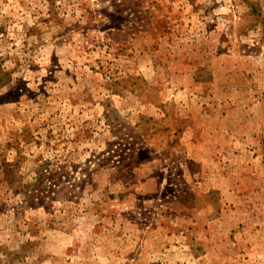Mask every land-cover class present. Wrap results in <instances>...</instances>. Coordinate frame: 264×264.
<instances>
[{
	"label": "rangeland",
	"instance_id": "374dc122",
	"mask_svg": "<svg viewBox=\"0 0 264 264\" xmlns=\"http://www.w3.org/2000/svg\"><path fill=\"white\" fill-rule=\"evenodd\" d=\"M0 264H264V0H0Z\"/></svg>",
	"mask_w": 264,
	"mask_h": 264
}]
</instances>
